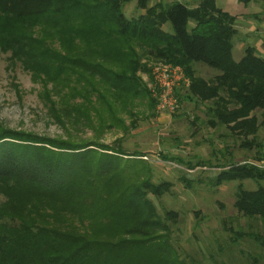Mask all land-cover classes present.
<instances>
[{
	"label": "trees",
	"instance_id": "16d2710c",
	"mask_svg": "<svg viewBox=\"0 0 264 264\" xmlns=\"http://www.w3.org/2000/svg\"><path fill=\"white\" fill-rule=\"evenodd\" d=\"M130 1L0 0V57L39 84L60 131L45 135L0 121V264H186L171 244L178 213L160 215L150 197L171 183L153 180L142 152L99 141L112 131L121 133L118 141L139 115L158 114L141 77L151 78L152 63L183 69L188 84L175 90L176 110L187 101L208 103V123L241 135L240 145L249 147L248 136L264 122L255 115L264 113V57L249 45L233 57L236 16L216 0H136L140 13L127 17ZM196 64L215 74L201 77ZM221 168L213 185L258 182L252 190L237 185L233 206L264 217V168Z\"/></svg>",
	"mask_w": 264,
	"mask_h": 264
},
{
	"label": "rangeland",
	"instance_id": "374dc122",
	"mask_svg": "<svg viewBox=\"0 0 264 264\" xmlns=\"http://www.w3.org/2000/svg\"><path fill=\"white\" fill-rule=\"evenodd\" d=\"M158 1L171 0L148 2ZM183 2L193 5V0ZM229 3L234 5L233 13L241 7L239 0ZM135 5L136 0L126 4L127 17L140 13ZM263 19L264 12H258L249 20L257 25ZM165 28L170 26L166 24ZM239 42L234 44V57L241 47ZM5 57H0V121L12 129L58 134V124L49 118L38 96L39 84L20 66L11 68ZM195 69L206 79L215 74L202 64H196ZM141 77L150 89V76L141 74ZM185 86H181V91ZM208 105L187 101L171 115L158 113L150 119L139 115L138 126L118 141L121 133L116 131L105 132L99 141L114 146L119 143L128 153L142 152L153 169V180L171 183L169 192L159 198L150 197L160 215L166 210L178 213L171 238L178 259L186 264H264V217L248 218L233 206L237 185L252 190L258 182L243 179L219 185L211 183L224 165L247 163L264 168V122L253 136H248L252 144L242 146L241 135L208 123ZM255 115L259 122L263 121L264 113L256 111ZM90 135L91 131L79 132L81 137ZM187 164L194 167L189 169ZM182 176L191 181L189 186L180 180ZM259 184L264 186V181L260 180Z\"/></svg>",
	"mask_w": 264,
	"mask_h": 264
},
{
	"label": "crops",
	"instance_id": "0c3cea01",
	"mask_svg": "<svg viewBox=\"0 0 264 264\" xmlns=\"http://www.w3.org/2000/svg\"><path fill=\"white\" fill-rule=\"evenodd\" d=\"M183 1V0H180ZM230 0H216V4L221 9L227 11L231 15L237 17L235 27L237 29V33L234 38V44L237 42H241V47H237V54L235 59H239L243 54V49L246 45L252 46L255 52L264 57V19L260 20L257 25H255L250 18H254V15L258 12H264V3H254L252 6H244L240 1L241 7L238 9L236 13L231 12L232 6ZM256 6V7H253ZM243 21H245L243 24ZM240 37V40H239ZM239 42V44H240ZM233 54L236 53L233 47ZM162 114V113H161ZM167 114V113H163Z\"/></svg>",
	"mask_w": 264,
	"mask_h": 264
},
{
	"label": "built area",
	"instance_id": "2783aa9c",
	"mask_svg": "<svg viewBox=\"0 0 264 264\" xmlns=\"http://www.w3.org/2000/svg\"><path fill=\"white\" fill-rule=\"evenodd\" d=\"M156 64L151 68L150 91L157 100L158 113L171 115L177 108L175 90L182 84L187 86L188 79L179 65L162 62Z\"/></svg>",
	"mask_w": 264,
	"mask_h": 264
}]
</instances>
